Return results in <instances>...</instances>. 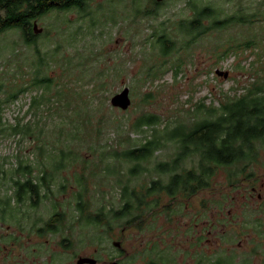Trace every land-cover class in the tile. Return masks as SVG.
<instances>
[{"label": "rangeland", "instance_id": "obj_1", "mask_svg": "<svg viewBox=\"0 0 264 264\" xmlns=\"http://www.w3.org/2000/svg\"><path fill=\"white\" fill-rule=\"evenodd\" d=\"M151 2L91 0L85 12H52L35 21L42 29L36 46L25 45L16 30L0 34L2 212H7L3 205L11 179H23L13 175L19 162L30 166L34 177L50 173L54 193L61 184L68 190L74 180V222L85 220L76 212L78 198L83 197L88 215L104 205L117 210L122 204V188L141 193L152 180L166 182L169 175L159 174L154 166L174 158L178 145L164 141L151 159L139 164L135 175H129L135 163L116 158L114 153L138 148L154 134L163 137L165 128L188 125L193 116L201 119L205 116L197 110L201 104L218 108L251 86L264 83V0L154 1L158 7ZM199 7L215 9L220 18L236 14L253 22L210 30L180 48L185 36L177 26ZM161 33L175 43L166 56L156 45ZM35 49L49 64L44 68L53 80L49 91L32 86ZM217 71L227 72V78L217 76ZM124 87L129 89L130 106L126 110L112 107L111 98ZM23 88L26 92L10 101ZM40 95L41 103L32 106V97ZM66 102L70 107L64 106ZM149 115L157 118L155 125L135 127L139 118ZM17 124L26 125V133L13 134L11 129ZM257 149L256 162L237 177L230 175L237 173L241 164L216 168L207 191L193 197L188 208V200L170 203L166 196H159L160 209L178 208L177 214H186L179 219L176 228L180 233L170 249L177 264H192L200 254L204 264L217 259L224 264H264V142ZM59 161L63 164L55 171L53 164ZM196 161L197 156H188L180 168L191 169ZM60 199L63 203L64 196ZM51 208L43 202L35 210L25 206L21 211L24 219L44 220ZM16 213L0 212V220H11ZM107 219L118 235L121 221ZM204 219L207 234L203 248L197 234ZM147 220L144 225L152 226L151 218ZM155 221L161 228L164 214ZM188 222L189 238H184ZM86 227L74 226V252H92L95 247L81 243L91 238ZM125 236L129 251L134 253L136 232L131 230ZM30 238L32 248L36 236Z\"/></svg>", "mask_w": 264, "mask_h": 264}, {"label": "trees", "instance_id": "obj_2", "mask_svg": "<svg viewBox=\"0 0 264 264\" xmlns=\"http://www.w3.org/2000/svg\"><path fill=\"white\" fill-rule=\"evenodd\" d=\"M91 0H0V34L16 30L21 34L25 45L36 46L37 39L40 35L33 32V22L54 12L67 13L77 10L85 12L87 4ZM155 7L160 6L153 0ZM193 16L188 20L181 21L177 29L185 36L180 48L186 47L189 43L210 30H225L237 24L245 22L251 23L252 19L244 20L236 14L220 18V13L215 9L208 7L194 8ZM150 15V14H148ZM147 15V16H148ZM204 22L207 25H204ZM42 33V32H41ZM156 45L161 55H169L173 50L175 43L166 33H161ZM249 46V43L245 44ZM36 51V63L31 78L32 86L37 90L49 91L52 87L53 80L45 75L44 68L47 64L40 52ZM178 66L175 68L178 70ZM27 88L20 89L16 94L10 97V101L18 98V95L26 92ZM1 92V86H0ZM61 95H59L60 97ZM32 106H37L43 100V96L32 97ZM39 99L37 102H34ZM46 102L49 99L45 100ZM1 105L0 100V123H1ZM65 107H70L68 102ZM198 112L205 113V116L197 120L196 116L193 122L188 125L177 124L171 129L165 128L163 137L152 135L151 138L144 141L138 148H130L121 153H114V157L121 158L127 162H134L133 168L129 170V175H135L139 171V164L144 163L153 157V154L164 146V141H175L178 145V152L169 162L156 163L155 171L159 174H173L171 178L170 189L182 188H205L209 186L210 179L218 167H235L241 164L237 173L230 175V178L239 176L242 171L258 158V146L264 142V83L251 86L243 94L235 96L221 104L218 108L205 107L203 104L197 107ZM155 116H142L135 124L136 128L150 127L157 123ZM23 127L25 128L24 131ZM27 127L14 126L11 130L13 134L26 133ZM166 132V133H165ZM165 133V134H164ZM188 156H197L195 167L191 169H181V163ZM63 163L60 161L53 166L55 171L59 170ZM15 176L22 178H13L14 184L20 186V189L29 191L32 195H38L37 189L43 185L49 190V182L52 175L41 172L39 176L34 177L32 170L28 165L18 163L13 173ZM34 179L38 184H34ZM169 189V188H168ZM126 191V187L123 188ZM126 203L129 198L133 197L127 192L122 193ZM80 200V198L78 199ZM76 211L84 210L82 203H76ZM7 212L0 210L2 213L10 212V199L3 205ZM126 210L125 208L122 209ZM122 210H120L122 212ZM79 213V212H78ZM222 264V263H221Z\"/></svg>", "mask_w": 264, "mask_h": 264}, {"label": "flooded vegetation", "instance_id": "obj_3", "mask_svg": "<svg viewBox=\"0 0 264 264\" xmlns=\"http://www.w3.org/2000/svg\"><path fill=\"white\" fill-rule=\"evenodd\" d=\"M170 175L172 177L173 174ZM169 176L165 183L159 178L152 180L141 193L138 190L126 188L125 191L122 188V193L135 195L129 198L128 204H125L126 200L122 194V204L117 210L113 208L110 210L104 205L88 215L85 203L82 202L83 197L80 200L78 198L76 203H82L84 210L76 212L80 218L85 217V220L76 222H74V180L68 190L65 184H61L55 193L51 189L52 182H49V190L41 185L37 189L36 196L25 189H20V186L14 184L13 178L11 187L7 190V199H10V212L17 213L11 220H0V264H177L178 261L170 256V249L174 247L177 233H180L176 228L181 223L179 219L186 217V214H177L180 211L178 208L160 209L159 196H166L168 201L171 200L170 203L188 200V208L193 197L207 190L189 187L171 190ZM37 182L38 180L34 179V184H38ZM62 196H64L63 203L60 199ZM43 202L46 205H52L44 220L23 218L21 210L25 206L35 210ZM201 202L203 205L204 200L201 199ZM123 208L126 210L123 211ZM160 213L164 214L161 228L155 226V218ZM109 217L111 220L121 221L118 235L115 229L110 227L109 219H107ZM149 217L152 226L146 227ZM81 224L90 229L91 235L86 243H81L95 245L92 252H74L76 244L74 226ZM198 227L197 242L204 248L207 234L206 220ZM188 228L189 222L185 224L183 230L184 238H189ZM131 230L136 232L134 253L129 251L128 237L125 236ZM31 235L36 236V242L34 241L32 248L30 247ZM191 261L192 264H204V256L200 254L198 258L194 257ZM221 263L224 264L221 259H217L211 264Z\"/></svg>", "mask_w": 264, "mask_h": 264}, {"label": "water", "instance_id": "obj_4", "mask_svg": "<svg viewBox=\"0 0 264 264\" xmlns=\"http://www.w3.org/2000/svg\"><path fill=\"white\" fill-rule=\"evenodd\" d=\"M154 1L156 3H161L163 0H154ZM32 29L35 35L40 34L42 32V29L37 28V23L35 21L33 22ZM216 74L217 76H221L224 79H226L228 76L227 72L217 71ZM110 103H111V106L114 108L126 110L130 106V103H131L130 98H129V89L127 87H124L120 93L114 95L111 98Z\"/></svg>", "mask_w": 264, "mask_h": 264}]
</instances>
